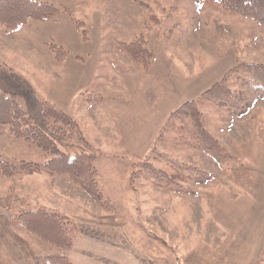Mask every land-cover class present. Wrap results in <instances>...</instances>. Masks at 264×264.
I'll list each match as a JSON object with an SVG mask.
<instances>
[{
    "label": "rangeland",
    "instance_id": "obj_1",
    "mask_svg": "<svg viewBox=\"0 0 264 264\" xmlns=\"http://www.w3.org/2000/svg\"><path fill=\"white\" fill-rule=\"evenodd\" d=\"M38 1L54 15L0 23V93L16 94L59 151L94 155L109 205L64 175L0 171V264H264V99L253 73L231 71L264 64V29L216 0ZM222 81L232 95L205 94ZM189 101L223 159L196 147ZM45 102L73 128L46 120ZM50 158L0 128L11 170ZM145 166L186 175L185 191ZM36 209L65 216L79 247L60 250L17 221Z\"/></svg>",
    "mask_w": 264,
    "mask_h": 264
},
{
    "label": "trees",
    "instance_id": "obj_2",
    "mask_svg": "<svg viewBox=\"0 0 264 264\" xmlns=\"http://www.w3.org/2000/svg\"><path fill=\"white\" fill-rule=\"evenodd\" d=\"M216 2L222 10L244 17L264 29V0H216ZM55 12L56 9L53 5L44 1L0 0V23L5 26L6 30L17 29L29 20L47 19ZM121 47L132 57H136L135 53L133 54V45L122 44ZM54 52L56 51L54 50ZM55 58L58 60L57 54H55ZM240 68L253 73V81L256 83L253 86L254 90L260 98L264 99V64H241L231 71ZM205 94H213L215 98L226 99L229 94L232 95V92L223 85L222 81L214 84ZM182 108L189 110L190 121L197 134L196 147L210 153L216 160L223 159L225 156L218 142L203 127L202 114L196 108L195 101L184 103ZM42 115L46 120L59 123L61 126L73 128L75 125L66 113L48 102L42 105ZM3 126L8 128L13 137L34 144L51 155V158L42 166L33 163H21L19 166H13L14 170H11L9 163L1 161L0 171L2 174L11 173L15 170L25 174L47 170L51 174L64 175L101 206L109 205V202L104 200L98 185L94 155L84 153L70 155L59 151L54 139L32 123L30 115L24 111L14 93H0V128ZM57 129L60 130L61 128ZM143 164L149 163L144 162ZM144 168L150 173V177L159 184L162 182L175 184L176 191H185L176 181H185L186 175L180 173L169 176L163 173L162 176L159 171L153 170L150 166ZM158 176L159 179H156ZM195 181L203 182L202 180ZM17 221L38 239L50 243L60 250H68L73 245L74 240L69 233L71 226L68 219L58 212L42 209L28 210L20 213ZM48 261L51 263L53 258H49Z\"/></svg>",
    "mask_w": 264,
    "mask_h": 264
},
{
    "label": "crops",
    "instance_id": "obj_3",
    "mask_svg": "<svg viewBox=\"0 0 264 264\" xmlns=\"http://www.w3.org/2000/svg\"><path fill=\"white\" fill-rule=\"evenodd\" d=\"M79 239V238H78ZM77 247H79V242L78 243H76V247H75V243H74V245H73V248H72V252L75 250V248H77ZM74 249V250H73ZM83 249H85V248H83ZM77 263H78V261H77ZM112 264V263H111Z\"/></svg>",
    "mask_w": 264,
    "mask_h": 264
}]
</instances>
